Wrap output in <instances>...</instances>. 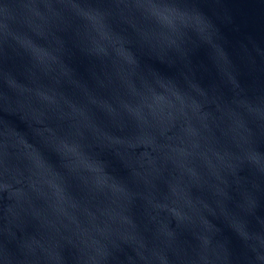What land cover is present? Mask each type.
I'll return each mask as SVG.
<instances>
[{
    "label": "water",
    "instance_id": "95a60500",
    "mask_svg": "<svg viewBox=\"0 0 264 264\" xmlns=\"http://www.w3.org/2000/svg\"><path fill=\"white\" fill-rule=\"evenodd\" d=\"M0 264H264V0H0Z\"/></svg>",
    "mask_w": 264,
    "mask_h": 264
}]
</instances>
